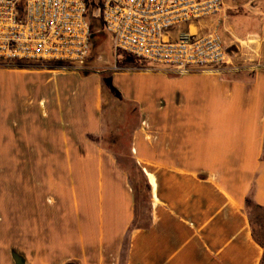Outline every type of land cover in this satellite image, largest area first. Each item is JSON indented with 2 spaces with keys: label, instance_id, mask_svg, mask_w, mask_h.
<instances>
[{
  "label": "crops",
  "instance_id": "0c3cea01",
  "mask_svg": "<svg viewBox=\"0 0 264 264\" xmlns=\"http://www.w3.org/2000/svg\"><path fill=\"white\" fill-rule=\"evenodd\" d=\"M230 1L221 31L239 52L227 63L178 75L138 58L159 67L131 72L153 83L149 95L113 78L139 115L127 153L102 145L100 74L44 68L19 80L26 132L41 135L25 138L26 156L49 174L25 264H261L247 200L264 207V9ZM129 155L150 187L146 225L117 159Z\"/></svg>",
  "mask_w": 264,
  "mask_h": 264
},
{
  "label": "built area",
  "instance_id": "2783aa9c",
  "mask_svg": "<svg viewBox=\"0 0 264 264\" xmlns=\"http://www.w3.org/2000/svg\"><path fill=\"white\" fill-rule=\"evenodd\" d=\"M224 15V0H0V61L83 68L91 16L102 23L113 51L181 75L227 63ZM205 18H214L212 28L197 31L194 22Z\"/></svg>",
  "mask_w": 264,
  "mask_h": 264
},
{
  "label": "rangeland",
  "instance_id": "374dc122",
  "mask_svg": "<svg viewBox=\"0 0 264 264\" xmlns=\"http://www.w3.org/2000/svg\"><path fill=\"white\" fill-rule=\"evenodd\" d=\"M225 1V0H224ZM236 4H246V8L264 9V0H234ZM233 4V3H232ZM225 8V6H224ZM245 7L228 9L231 12H242ZM226 11V10H225ZM215 17V16H214ZM214 18L195 21L197 31L211 29ZM99 20V19H98ZM100 21V20H99ZM222 29V27H221ZM223 35L229 55L239 52L235 43H229ZM94 44L91 61L83 68L76 69L67 63L52 61H0V264H14L11 252H16L25 260L31 259L27 227L32 228L27 220L29 214L41 212L42 182L47 181L49 174L43 172L41 156H26V137H41L40 133L26 132L28 123L34 117H27L26 98H18V86L26 80L41 74L44 68L57 71L82 70L102 76V106L99 117L103 122L104 140L102 145L118 153H127L128 141L132 126L139 120L135 105L125 100L119 89L113 84L118 78L121 85L129 88L131 94L149 95L153 92V83L139 81L136 73L154 72L159 69L147 67L137 57L124 51L108 50L107 40L102 35ZM101 56V57H100ZM100 57V58H99ZM98 58V59H97ZM111 58V60H110ZM109 59V60H108ZM94 60V61H93ZM108 60V61H107ZM115 64L117 68L112 67ZM129 66V67H128ZM130 71V72H125ZM122 136V140L118 138ZM118 163L127 171L135 202L136 223L146 225L149 220L150 189L137 163L131 156H118ZM249 211L254 231L264 242V208L249 204ZM31 240V238H30Z\"/></svg>",
  "mask_w": 264,
  "mask_h": 264
},
{
  "label": "trees",
  "instance_id": "16d2710c",
  "mask_svg": "<svg viewBox=\"0 0 264 264\" xmlns=\"http://www.w3.org/2000/svg\"><path fill=\"white\" fill-rule=\"evenodd\" d=\"M89 11H90V9H89ZM89 22L91 23V28H92L91 45H90V53H89V55L92 56L93 55L92 54V49H94V44L93 43H96L98 41V38H100V36H102V35L106 38V40H107V37H106V34L104 33V31L102 29V23L97 18H93V17L89 16ZM118 140L119 141L122 140V136H120L118 138ZM141 173L144 176V178L146 179V177H145V175L143 174L142 171H141ZM146 183H147L148 188L150 189L149 184L147 182V179H146ZM249 204H250V202L247 200V206H249ZM256 207L264 208V207H259V206H256ZM251 226H252V221H251ZM252 231H253V237L255 238V240L264 248V242L259 238L257 233L254 231L253 226H252ZM68 264H75V263L69 262ZM261 264H264V254H263V257H262V260H261Z\"/></svg>",
  "mask_w": 264,
  "mask_h": 264
},
{
  "label": "water",
  "instance_id": "95a60500",
  "mask_svg": "<svg viewBox=\"0 0 264 264\" xmlns=\"http://www.w3.org/2000/svg\"><path fill=\"white\" fill-rule=\"evenodd\" d=\"M11 257L14 264H25V259L16 252H11Z\"/></svg>",
  "mask_w": 264,
  "mask_h": 264
}]
</instances>
